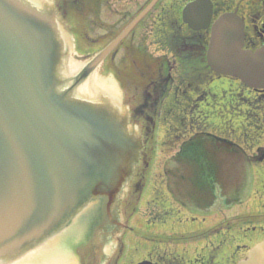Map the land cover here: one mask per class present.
<instances>
[{"label":"water","instance_id":"water-1","mask_svg":"<svg viewBox=\"0 0 264 264\" xmlns=\"http://www.w3.org/2000/svg\"><path fill=\"white\" fill-rule=\"evenodd\" d=\"M31 1L0 0V264H78L74 247L90 230L97 204L117 209L142 148L109 70L101 65L85 79L158 0L86 63L73 36L64 37L69 31L52 3ZM182 13L191 28L204 29L212 3L195 0ZM243 38L236 12L219 16L208 63L248 86H264V48L245 51ZM72 61L84 65L68 77L78 69ZM238 264H264V241Z\"/></svg>","mask_w":264,"mask_h":264},{"label":"flooded vegetation","instance_id":"flooded-vegetation-1","mask_svg":"<svg viewBox=\"0 0 264 264\" xmlns=\"http://www.w3.org/2000/svg\"><path fill=\"white\" fill-rule=\"evenodd\" d=\"M150 1L87 0L86 42L89 45H97V48L87 55L92 56L110 44ZM189 1L191 0H159L102 62L105 70H112L118 76V85L121 89H125L129 82H137L133 81L134 77H140L141 81L142 70L149 71L150 78L143 84L145 95L136 105L139 111L133 109L129 116L138 123L143 148L126 197L120 201L116 210L110 209L107 204L101 205V212L96 213L94 221L90 222V230L74 247L77 259L81 252L78 264H139L141 262L144 264H237L246 257L255 243L233 245L228 233L233 231L246 233L247 230L254 229L256 225H264V213L237 218L223 215L216 222H209L210 225L199 226L184 234L157 233L155 232L157 219L163 221V218L158 217V212H145L143 210L145 199H135L136 193H132L133 190H139L138 193L144 195L145 186L150 180V177L146 179L147 174L144 168L149 167L151 163L149 160L148 164L146 151L151 127L142 126V118L145 114L151 109H156L169 94L171 98L181 96L184 102H194L190 110L193 106L198 107L197 102L200 97L211 100L216 96L215 91L210 90L202 96L198 94L196 98H189L190 93L197 92L207 77L210 80L212 76L218 80L225 78L213 71L206 61L210 31H194L182 19V9ZM211 2L214 14L235 10L243 19L245 50L254 52L264 46V0H211ZM54 4L62 20L66 21L69 12L68 4L64 0H54ZM173 72L178 75L176 80L172 79ZM199 72L204 74V77H201L200 83L193 84L192 76ZM140 81L137 83L141 87ZM234 81L237 85L235 84L231 90L235 97L230 101L235 102V106L231 104L230 106L239 115L245 112L246 109L243 110L240 107L241 103L237 99L239 98L253 110H263L260 112V118L256 115L255 120H260L264 130V87L247 86L235 77ZM212 92L210 98L209 93ZM239 92L247 96H242ZM220 101H224V98ZM207 107H209L208 104ZM227 113L233 114L224 109L207 112L208 115L204 116L203 122L199 121L197 116L193 118L188 113L185 119L187 125L184 121V131L187 132L192 128L194 133L179 149L183 152L184 160L189 161L183 164V171L176 174V177L179 176L178 178L182 180V194L179 195V191L175 192L170 184L174 177L171 170L165 171V187L168 188L170 197H173L177 201L175 202L187 211L207 210L208 213H212L210 209L214 206L213 200L211 203L206 200L241 198L247 186V188L254 186V168L264 163V134L255 153L246 156V150L234 140L218 136L213 130L211 125L215 119H223ZM246 114L249 115L248 112ZM252 115L254 114H250V119H253ZM222 152L235 156L232 164L225 165V168H228L226 177L229 183L221 179L223 171L217 158ZM241 155H244V160L250 163L238 164L237 160ZM154 189L158 188L155 186ZM154 194H157L156 199L167 197L165 193L155 192ZM157 207L158 204H155V209ZM171 215L172 222L174 219L183 221L182 217H186L185 221H189L182 211H172ZM74 221L72 219L64 229L73 225ZM108 245L109 248H107ZM97 247H100L98 249L102 255ZM84 257L86 262L81 261Z\"/></svg>","mask_w":264,"mask_h":264},{"label":"rangeland","instance_id":"rangeland-1","mask_svg":"<svg viewBox=\"0 0 264 264\" xmlns=\"http://www.w3.org/2000/svg\"><path fill=\"white\" fill-rule=\"evenodd\" d=\"M82 10H85V7ZM86 13L87 11L82 14L79 13L77 9H73L71 12H69L67 20H62L63 25L66 27L69 33L73 35L76 52L78 56L82 58L90 57V55H87V53L93 52L94 49L97 48V45H89L86 42ZM74 33L78 34L75 35ZM80 33H82L83 36L80 35ZM109 72L117 83L119 79L118 76L112 70H109ZM142 73L143 75H141V81L140 77L133 78V81H140L142 85L141 87L137 82H133L134 84L129 82L130 84H127L125 89H120L118 86L122 95L124 96L127 110L129 112H132L133 109L139 111V108L136 105L139 102L138 100L145 95L146 91L143 84L146 83L145 81L149 79L150 76L148 70H142ZM193 76V84H198L200 83L201 77H204V74L199 72L193 74ZM177 77L178 75H175L173 72L172 79L176 80ZM213 78L215 77L212 76V79L210 80L207 77L201 83L202 87L199 88L197 92L192 91L190 95L187 92L189 98H196L198 94H201L202 96L204 93L212 90L216 93V96H214L213 99L206 100L203 97H200L199 101L197 102L198 107L193 106L194 108L192 107L190 110V106L194 102H184L181 96H178L177 98H171L169 94V96L165 98L163 102L156 107V109H151L142 118V126L147 125L152 129H150L151 135L148 136V144L146 145V151L148 153L147 158L148 161H151V163L149 161V167H144L146 171L145 173L148 176H146V179H149L150 177V180H148L145 186V193L142 197V199H145V201H143L146 202L144 203L145 206L143 205V210L145 212H158V217L163 218V221L157 219L155 231L157 233L184 234L186 232H191L193 229H197L199 226L204 227V225H210L209 222H216L218 218L223 215L237 218L238 216L241 217L245 215H251L252 213H264V163L254 168V186L249 188H247V186L243 190L241 197L242 199L239 197V199H233L234 201L232 203H230L231 201H227L226 204L224 203V199H220V201L213 199L212 204L214 206L210 209L212 213H208L207 210L196 212L193 210L187 211V209H183L179 203H176L177 201L174 200L173 197H170V194L167 192L168 188L165 187V171L171 170V173L174 174V177L171 179L170 184L174 187L175 192L179 191V195L182 194V180L178 178L179 176L176 177V174L182 172L183 164L189 162L184 160L183 152L179 151V149L183 147L184 141L188 139L192 133H194V129L192 128H190L187 132L184 131L185 125H187L185 119L188 113L193 118L197 116L199 121L203 122L205 120L204 116L208 115L207 112L223 111V109L227 112H232V115H228L227 113V116H225L223 119H215L211 126L218 136L234 140L243 149H245L246 156L254 154L258 145L261 143V136L264 134V130L262 129L260 120H255V117L257 115L260 118V112H263V110H253L246 104V102L242 101V103L241 100L237 98L239 103H241V109H246L245 112L239 115V113H236L234 108L231 107L235 106V102L233 103L230 101L233 97H235L233 94L234 92L231 90L236 84L234 77H226L220 80ZM239 93L242 96L245 95V93ZM212 94L213 92L209 93L210 98L212 97ZM222 98H224V101H220ZM206 103L209 105V107H207ZM201 112L203 113L201 114ZM246 112L249 113L248 116ZM234 114L236 115L234 116ZM250 114H254L252 115L253 119H250ZM128 120L129 124L135 125L138 129V133H140L138 123L133 119ZM200 125L202 124L200 123ZM258 126L259 128L261 126V128L259 129ZM234 158L235 156L228 152H222L217 158L218 163L221 164L223 171V176L221 179L225 183H229V179L226 177L228 174V171L226 170H228V168H225V165L229 163L232 164ZM244 159V155L239 156L237 163L241 165L250 163ZM243 169L245 170L244 167ZM143 184L145 185V182ZM155 186L158 188L157 190L154 189ZM218 190L219 189L217 188V191ZM155 192L158 194L165 193L164 195H167V197L164 199H156L157 194H154ZM155 204H158L156 209ZM172 211H182L188 217L189 221H185L186 217H182L184 218L183 221L181 220L179 222L174 219V222H172V219L170 218L172 216ZM241 233L239 231L228 233L231 237L233 245L251 244L253 242L256 244L264 239V225H256L254 229H251V231L247 230L246 233ZM223 234H225V232Z\"/></svg>","mask_w":264,"mask_h":264},{"label":"trees","instance_id":"trees-1","mask_svg":"<svg viewBox=\"0 0 264 264\" xmlns=\"http://www.w3.org/2000/svg\"><path fill=\"white\" fill-rule=\"evenodd\" d=\"M69 2L71 3V4H74L76 7H78L79 8V10H77L79 13H85V11H87L88 10V8H87V6H86V3H87V0H79L78 2H75V0H69ZM84 7H85V10H82V9H84ZM81 9V10H80ZM132 193H137V191H132ZM138 195V194H137ZM136 195V196H137ZM244 219V218H243ZM262 220H263V218H262Z\"/></svg>","mask_w":264,"mask_h":264},{"label":"bare ground","instance_id":"bare-ground-1","mask_svg":"<svg viewBox=\"0 0 264 264\" xmlns=\"http://www.w3.org/2000/svg\"><path fill=\"white\" fill-rule=\"evenodd\" d=\"M207 105V104H206Z\"/></svg>","mask_w":264,"mask_h":264}]
</instances>
